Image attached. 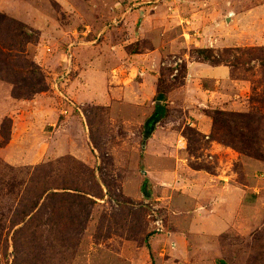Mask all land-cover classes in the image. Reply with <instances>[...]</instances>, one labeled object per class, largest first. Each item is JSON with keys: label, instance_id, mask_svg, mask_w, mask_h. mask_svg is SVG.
Masks as SVG:
<instances>
[{"label": "rangeland", "instance_id": "obj_1", "mask_svg": "<svg viewBox=\"0 0 264 264\" xmlns=\"http://www.w3.org/2000/svg\"><path fill=\"white\" fill-rule=\"evenodd\" d=\"M0 42V264H264V67L192 54L264 47V0H0ZM37 174L70 189L58 243L43 199L12 226Z\"/></svg>", "mask_w": 264, "mask_h": 264}, {"label": "trees", "instance_id": "obj_2", "mask_svg": "<svg viewBox=\"0 0 264 264\" xmlns=\"http://www.w3.org/2000/svg\"><path fill=\"white\" fill-rule=\"evenodd\" d=\"M12 35H13V41L14 40L19 41V38L30 39L28 33H26V28H24L23 25L18 24V23H16V28H15V31L13 30ZM9 47H10V44L4 45L3 43H2V49L0 47V57H2L3 59L5 58V60L7 59L6 61H9L8 59L9 56L4 54L3 50L9 49ZM243 52L245 56H248L252 60L254 59L258 60L259 64L262 67H264V47L253 48V49H249L245 51H242L239 48H224L221 51H217V52H215L212 49L202 48V49H196L195 51L192 52V54L195 53L199 61L203 63L204 62L208 63L211 66H220V65H224V63L227 62L232 67L233 65L227 59L230 58L236 61L237 58L235 57L238 56L236 53H243ZM23 62L25 63L24 64L25 67H27L28 69L32 68V63H29L27 61H23ZM6 68H7V65H5V70ZM22 73L23 71L21 72V70H18V74H19L18 78H21L22 80H24L25 78H22ZM164 83L165 82L162 76L160 75L158 78L156 94L153 98V101H155V104L153 103L154 104L153 112H152V115L149 121L147 122L149 124H154L156 122H159L161 119L166 117V113H167V110L165 107L166 96L164 93L166 88L163 87ZM13 85H15V83ZM37 89H39V82L38 80H36L35 76L34 77L31 76L29 77L28 84L24 81H21L19 84H17L14 87L13 93L16 95V96L14 95V97L15 98H29L37 93L36 91ZM211 117L213 118L214 124L216 125H221V123L223 124L224 119H225L224 113L221 112L220 110H214L211 113ZM8 123L9 121L5 120L2 122V125H1V127H4V129H2V131L0 132L1 138L3 140H7L8 135H9L10 125ZM234 127H237V126L234 124ZM147 135L148 134L145 133L146 137ZM93 175L94 174L91 173L90 175L91 179H89V181L94 180ZM29 180L30 181L28 183L29 185L28 191H26V194H28V197L25 199V202L22 203V210L19 213L21 218L15 219V221L12 222V226L21 224L25 218H27L30 214H32L33 211H35L39 202L43 199L45 203L43 205L41 204L40 208L36 211V213H41V209H43L41 215H45L48 218L47 219V229L49 230L48 232L49 234L48 235L43 234L45 238L41 243L45 242L47 238L49 240L51 239H54L55 241L57 240V243H58L61 240V238L62 239L65 238V233L60 230V227H61L60 225L63 222V219L60 215L59 207L62 209V211L65 210V207L63 204L60 203V200L62 199V197H65L62 194H66V193H59L57 190L59 189L70 190V189L56 188L54 185L48 182L46 177L45 179H41L38 174L36 177L31 176ZM0 181L2 182V180ZM79 196L81 197L80 206H83L82 211L85 210L87 206H89V202L94 203V201L91 200L89 194L79 195ZM66 220L67 218L65 219V222H67ZM70 221H71L70 224H73V220L70 219ZM83 223H80V226H82ZM32 233L34 234V232ZM40 235L41 233H38L36 237L34 236V238H38L40 237ZM61 243L65 244V241L62 240ZM38 245L39 244H37V246ZM38 248H40V245L38 246ZM37 250L40 253L41 248ZM38 252L27 254L25 255L24 259L27 260L33 254L38 253ZM54 255H57V252L54 253ZM218 263L225 264L224 261H221V260L218 261ZM21 264H24V262H22Z\"/></svg>", "mask_w": 264, "mask_h": 264}, {"label": "crops", "instance_id": "obj_3", "mask_svg": "<svg viewBox=\"0 0 264 264\" xmlns=\"http://www.w3.org/2000/svg\"><path fill=\"white\" fill-rule=\"evenodd\" d=\"M139 53H142V51H140L139 50ZM135 54V53H134ZM150 54H154L153 52H150ZM148 54H143V55H139L138 54V57H136L137 59H136V61L133 63V65H135L134 67H136L137 69L139 68L140 70H142V68L143 69H145V68H148V66H149V60L148 59H145V57L147 56ZM133 57H135V55L133 56ZM132 57V58H133ZM141 58V59H140ZM148 60V61H147ZM139 61H141V65H140V63H139ZM142 62H143V64H142ZM145 66V67H144ZM213 69V68H212ZM215 72H216V70H217V68H215V69H213ZM142 72H144L143 70L141 71V73ZM207 76V75H206ZM145 77V76H144ZM151 77H154V76H151ZM144 79V78H143ZM140 80V79H139ZM139 83H141L140 81H139Z\"/></svg>", "mask_w": 264, "mask_h": 264}, {"label": "water", "instance_id": "obj_4", "mask_svg": "<svg viewBox=\"0 0 264 264\" xmlns=\"http://www.w3.org/2000/svg\"><path fill=\"white\" fill-rule=\"evenodd\" d=\"M142 16H143V13L141 12V13H140V19H142Z\"/></svg>", "mask_w": 264, "mask_h": 264}]
</instances>
